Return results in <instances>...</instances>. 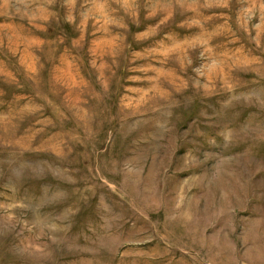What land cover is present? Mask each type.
<instances>
[{
  "label": "rangeland",
  "instance_id": "374dc122",
  "mask_svg": "<svg viewBox=\"0 0 264 264\" xmlns=\"http://www.w3.org/2000/svg\"><path fill=\"white\" fill-rule=\"evenodd\" d=\"M0 264H264V0H0Z\"/></svg>",
  "mask_w": 264,
  "mask_h": 264
}]
</instances>
